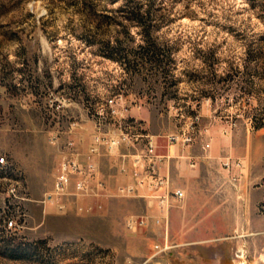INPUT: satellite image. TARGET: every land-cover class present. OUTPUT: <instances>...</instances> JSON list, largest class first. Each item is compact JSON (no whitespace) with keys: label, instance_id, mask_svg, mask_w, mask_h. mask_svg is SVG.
Instances as JSON below:
<instances>
[{"label":"rangeland","instance_id":"rangeland-1","mask_svg":"<svg viewBox=\"0 0 264 264\" xmlns=\"http://www.w3.org/2000/svg\"><path fill=\"white\" fill-rule=\"evenodd\" d=\"M143 1L150 37L126 0H0V264H264V0ZM97 132L153 135L164 155L201 145L204 233L157 252L163 230L125 226L148 210L133 197L106 219L45 213L61 148Z\"/></svg>","mask_w":264,"mask_h":264},{"label":"built area","instance_id":"built-area-1","mask_svg":"<svg viewBox=\"0 0 264 264\" xmlns=\"http://www.w3.org/2000/svg\"><path fill=\"white\" fill-rule=\"evenodd\" d=\"M114 106L115 99L110 100ZM76 126V124H74ZM141 140L143 149L134 154H119L120 149L127 144ZM179 135L169 136L171 143L178 142ZM189 141L193 138L189 137ZM136 148V147H135ZM119 154L120 169L126 174L132 168L135 182L119 186L117 193L120 197H142L150 200L149 209L141 214H128L125 226L129 231L147 228L151 224L160 225L166 222L165 243L155 246L157 252H165L173 248L170 244L168 212L172 200H183L186 193L183 188L173 187L170 177L161 172L163 163L169 159L158 151V142L153 135L107 136L102 132L94 134L91 144L83 155L77 142L69 139L60 150V161L52 189L44 195L41 203L53 205L60 213L74 211L80 215H93L104 209L102 200L110 195L108 185L102 177L100 160L104 154ZM85 156V159H83ZM6 162V157H0V164ZM148 191L141 194V190ZM91 200L90 203L85 201ZM155 201V204L153 203ZM20 218L29 220L27 210H22ZM7 228L17 229V218L6 222Z\"/></svg>","mask_w":264,"mask_h":264},{"label":"crops","instance_id":"crops-1","mask_svg":"<svg viewBox=\"0 0 264 264\" xmlns=\"http://www.w3.org/2000/svg\"><path fill=\"white\" fill-rule=\"evenodd\" d=\"M78 138L80 139V142L78 140L79 149L84 155L87 151L88 144L92 140V136L87 135L86 137L82 135L79 137L78 135ZM204 150L205 149L201 145L186 149H178L174 146L168 151V154H166L169 155V159L162 165V174L170 177L174 188H183L186 193L183 200L179 201L174 199L171 201V206L168 212L169 235L185 236L204 233L200 229V221L197 223V220L194 217L196 213L198 214V212H200V205L204 203L206 199L203 195V188L206 186V180L204 179V165L207 162V153L205 152L206 150ZM118 157L105 153L101 158V173L103 179L108 185L110 195L102 200L104 203V209L94 213L88 219L99 220L111 218L114 207H122L124 205L126 199H123L124 197L118 195L117 189L119 186L134 183L135 175L132 168L129 169L128 173H122L119 165L120 156ZM83 159H85V156H83ZM214 187H216V185ZM147 193V190H141V194L145 195ZM133 198L142 202L144 207L146 206V209H149L150 200L142 197ZM215 200L216 195L213 196L212 202H215ZM90 202L91 200H87L86 203ZM153 203L155 204V201H153ZM49 207L53 208V210H57L55 206L47 205L45 206V213H47ZM57 212L60 213L58 210ZM142 213H144V211ZM148 228H150L149 230L152 232H162L163 230L165 234L166 222L163 221L160 225L151 224Z\"/></svg>","mask_w":264,"mask_h":264},{"label":"trees","instance_id":"trees-1","mask_svg":"<svg viewBox=\"0 0 264 264\" xmlns=\"http://www.w3.org/2000/svg\"><path fill=\"white\" fill-rule=\"evenodd\" d=\"M121 9L127 14L129 21L135 24L136 26H138L139 29H141V33H143L144 36L150 37L152 33L151 27L153 23V18L150 15L151 9H148V12H143L144 9L143 0H126L125 4L121 7ZM261 40H264V38ZM106 47L108 49L107 52H103V56L105 58L119 62L126 69L130 70V68L132 67L130 62H127L126 59L115 55L114 51H116V47H112L110 43H107ZM258 54H259L258 56H262L263 51L261 50V52H258ZM148 63L151 65L150 68L152 69L160 67V63L156 59H150L149 62H144L143 64H137V66L138 67L140 66L139 69L142 68L147 69L149 68ZM11 257L15 259L17 258L15 254H12Z\"/></svg>","mask_w":264,"mask_h":264}]
</instances>
